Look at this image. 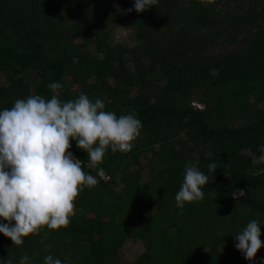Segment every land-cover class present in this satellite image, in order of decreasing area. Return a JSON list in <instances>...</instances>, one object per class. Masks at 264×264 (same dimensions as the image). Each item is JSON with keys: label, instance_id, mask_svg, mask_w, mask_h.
I'll return each mask as SVG.
<instances>
[{"label": "trees", "instance_id": "16d2710c", "mask_svg": "<svg viewBox=\"0 0 264 264\" xmlns=\"http://www.w3.org/2000/svg\"><path fill=\"white\" fill-rule=\"evenodd\" d=\"M114 1L0 0V110L30 95L50 99L47 85L59 82L62 102L83 93L142 123L132 151L109 149L96 168L71 141L69 151L98 183L76 198L67 227L42 228L20 246L0 233V264H19L25 253L28 264L47 255L62 264H117L126 237L144 246L130 264H261L264 246L249 261L234 245L251 220L264 245V161L254 162L264 156V0L231 13L213 0H158L142 13L134 0ZM125 14L137 42L110 44V26ZM220 39L238 48L213 52ZM197 161L205 174L215 162V179L202 201L180 209L185 165ZM104 198L110 208L100 207Z\"/></svg>", "mask_w": 264, "mask_h": 264}, {"label": "clouds", "instance_id": "9594fccd", "mask_svg": "<svg viewBox=\"0 0 264 264\" xmlns=\"http://www.w3.org/2000/svg\"><path fill=\"white\" fill-rule=\"evenodd\" d=\"M157 4L158 0H134V10L142 13ZM132 11L128 9L129 13ZM47 87L53 93L50 99L30 95L0 110V218L7 221L0 223V233L17 246L24 243L23 237L39 235L42 228L67 227L69 217L75 215L76 198L84 188L98 183L69 151L71 141L87 152L88 167L96 168L109 149L113 153L132 151L142 130L135 112L117 117L105 110L101 99L92 101L83 93L62 102L58 98L62 85L53 82ZM259 151L264 153V144ZM198 163L185 165L183 183L175 195L180 209L185 203L202 201L204 186L215 179V162L208 165V174L199 169ZM174 232L172 229L169 234ZM260 237L259 222L251 220L235 234L234 246L252 261L264 246ZM28 261L25 253L19 264ZM7 264L13 261L7 260ZM44 264L62 261L47 255Z\"/></svg>", "mask_w": 264, "mask_h": 264}, {"label": "rangeland", "instance_id": "374dc122", "mask_svg": "<svg viewBox=\"0 0 264 264\" xmlns=\"http://www.w3.org/2000/svg\"><path fill=\"white\" fill-rule=\"evenodd\" d=\"M217 0H213L212 4L215 5L216 8L224 10L226 9L227 12L231 13L235 10L243 11V9H246L248 5L251 3L252 0H222V4H215ZM115 3L117 0L114 1ZM226 3H229L230 6H226ZM256 3H260V0L256 1ZM243 5L241 9H239V5ZM256 30V29H254ZM110 35H109V41L110 44H122V45H132L137 42L134 32H135V26L133 22L131 21L129 15H122L115 19L114 23L110 26ZM76 42H80L78 38H74ZM237 44H229L228 41L225 39H220V44L214 47L212 50L215 53H225L227 50H233L237 49ZM93 54H96L97 52L92 50ZM99 56H102L101 54H98ZM128 66H131L129 64ZM5 80V77L3 74H0V83H3ZM90 82L94 81V77L92 76L89 78ZM75 89L78 88V85L74 86ZM137 92L136 87H132L130 95L134 96ZM184 137V135H183ZM157 147V146H156ZM152 153H149L151 155ZM150 157V156H148ZM140 163L143 165V169L141 171V177L143 180H146L148 178V169L144 165L147 163V159L144 157L139 158ZM259 161H264V156H261L259 158H256L254 160L255 163ZM117 179V185L116 190H120L122 188V183ZM238 192H235L234 195H237ZM104 203H101L100 207L102 209L110 208V204H113L112 199H103ZM87 216H91V214H87ZM206 249V248H205ZM204 249V250H205ZM144 250V246L141 240H135L132 237H126L124 241L122 242L120 248L118 249L116 253V262L117 264H130L136 260L138 255Z\"/></svg>", "mask_w": 264, "mask_h": 264}, {"label": "built area", "instance_id": "2783aa9c", "mask_svg": "<svg viewBox=\"0 0 264 264\" xmlns=\"http://www.w3.org/2000/svg\"><path fill=\"white\" fill-rule=\"evenodd\" d=\"M193 105H196L195 102L192 103ZM197 107H202L200 104H197ZM98 175L100 176L101 179L107 180L109 177L106 175L102 170L98 171Z\"/></svg>", "mask_w": 264, "mask_h": 264}]
</instances>
